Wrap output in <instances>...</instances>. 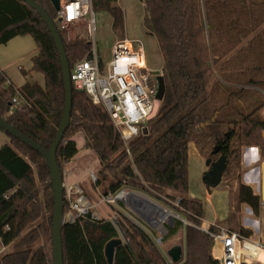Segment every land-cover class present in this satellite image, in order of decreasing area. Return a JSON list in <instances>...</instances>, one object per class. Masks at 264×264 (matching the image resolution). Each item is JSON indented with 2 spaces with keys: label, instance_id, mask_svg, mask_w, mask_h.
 <instances>
[{
  "label": "trees",
  "instance_id": "trees-1",
  "mask_svg": "<svg viewBox=\"0 0 264 264\" xmlns=\"http://www.w3.org/2000/svg\"><path fill=\"white\" fill-rule=\"evenodd\" d=\"M35 1L55 22L72 69L90 53V42L67 41L51 0ZM93 1L96 12L106 11L114 0ZM145 6V26L157 39L164 63V95L149 135L130 143L129 158L109 115L73 85L71 120L58 148V162L63 173L64 163L78 153L73 137L81 134L84 148L96 153L100 174L112 177L107 195H117L126 186L158 200L162 194L179 195L177 210L192 223L185 227V258L180 264H220L213 256V238L196 227L204 220L203 203L187 197L188 145L194 142L213 160L218 155L212 151L220 146L236 168L241 167L244 147L259 148L264 157V0H145ZM108 11L113 30L121 34L122 10ZM22 36H32L38 46L32 69L44 82L18 88L0 70V117L49 149L65 105L60 56L37 11L22 0H0V45ZM6 134L11 143L0 147V248L13 247L0 255V264H54L48 164L30 146ZM236 194L237 203L259 217L261 197L241 180ZM69 211L64 194V216ZM119 217L114 223L89 214L67 222L62 228L64 264H110L106 248L120 235L124 240L115 245L113 264H170L144 229ZM220 229L209 227L211 233ZM229 230L254 235L239 221Z\"/></svg>",
  "mask_w": 264,
  "mask_h": 264
},
{
  "label": "rangeland",
  "instance_id": "rangeland-1",
  "mask_svg": "<svg viewBox=\"0 0 264 264\" xmlns=\"http://www.w3.org/2000/svg\"><path fill=\"white\" fill-rule=\"evenodd\" d=\"M93 5L94 1L92 0L91 10L95 18L94 36L100 58L104 62L111 60L112 48L117 39L126 37L130 40H139L142 42L144 48L145 62L148 69L156 71V73L162 76L164 63L157 39L145 26V22L147 21L145 0H114L106 5V11L96 12ZM113 7L120 8L123 13L124 21L121 30H119L121 34L116 33L112 28L113 17L108 10ZM63 37L67 41L89 40L87 24L75 26L63 33ZM37 52L38 46L32 36L16 37L7 44L0 45V70H4L12 83L18 88L22 87L27 82L43 84L44 78L42 74L32 69L33 64L31 59ZM213 83L214 80H211V84ZM261 94L264 96L263 91H261ZM261 113L264 114V109ZM75 136H77V134ZM9 138L10 137L6 133L0 131V147L6 145V143L8 144ZM78 143L81 149L80 153L76 156L75 160L72 161L73 165L70 164V166L75 175H77L79 187L84 190L88 201L91 203L93 214L97 215L99 218L111 221L117 218L119 219V215L126 216L146 230L157 244L167 262L171 264V260L167 257L169 250L174 246L184 245L185 247V227L187 225H192V223L188 222L180 211L177 210L179 206V195L169 193L171 195L168 197V195L162 194L161 200H158L145 192L132 189L130 186L124 187L120 192H132L134 195L138 196V198L151 203L156 209V211L151 212L149 216L142 214L139 207L135 206L136 203L130 202L131 196L129 197V195H127L124 196L122 200H116L115 198L120 192L117 195L112 193L107 195L106 192L109 189L112 177L108 176V179H104L100 174L102 168L96 153L90 149H83L80 141ZM205 156L206 159L203 162L191 151L189 159V192L187 197L200 200L203 203L205 211L203 223L200 226H196L197 229L202 232H204V230L210 231L209 227L214 224L218 227L223 226L225 228L227 226L236 225L238 221L243 225L244 222L249 223L250 220L262 221V226L264 228V209L261 208L258 217L255 216L253 212L252 214L250 213L251 209L247 205H240L237 203L236 190L238 183L240 180L242 182V178L244 179V177L249 174V169H246L244 173V167L242 165L236 168L233 164H229L230 166L224 173L221 184L216 188L208 189L203 183V176L205 172L208 171L206 161L210 156L208 153H205ZM218 157L220 156L218 155ZM263 161L264 157L262 158V162ZM206 168L207 170H205ZM91 173H93L98 180L96 183L91 178ZM253 187L256 188L257 186L253 185ZM207 195L208 197L210 196L209 199ZM108 196H112V200L110 202L104 201ZM229 202L230 204H228ZM160 212L165 213L164 219L161 218ZM65 220L67 221L68 219L65 218ZM178 221L181 222L177 225L176 223ZM251 230L253 229L251 228ZM253 232L256 238L259 233L256 231ZM123 240V236L120 235L118 240L113 241L112 244L116 245V243L123 242ZM6 247L7 246H5V249L0 255L11 251L13 245L8 248ZM212 252L213 256L216 255V257H218L217 253L214 254L213 247Z\"/></svg>",
  "mask_w": 264,
  "mask_h": 264
},
{
  "label": "built area",
  "instance_id": "built-area-1",
  "mask_svg": "<svg viewBox=\"0 0 264 264\" xmlns=\"http://www.w3.org/2000/svg\"><path fill=\"white\" fill-rule=\"evenodd\" d=\"M91 7L92 0H60V10L56 12L62 34L77 25L87 24L88 27L91 51L75 63L71 69V81L109 115L121 136L127 155L132 159L130 143L136 138L149 135L150 121L156 116L161 104L157 99L158 78H155L161 75L148 69L142 42L126 37L116 40L111 60L104 62L100 58L94 36L95 18ZM14 102L18 104L17 100ZM90 175L96 183L95 175ZM124 193L120 192L115 199L122 200L120 197ZM64 194L70 208L65 216L67 222H74L76 218L89 214L93 219H99L93 214L91 203L81 187L64 182ZM111 200L112 196H108L104 201ZM261 208L264 209L262 201ZM204 232L213 238L214 254L218 255L214 257L220 264H264V237H245L226 228H221L217 233L208 230ZM4 249L5 246H2L0 253Z\"/></svg>",
  "mask_w": 264,
  "mask_h": 264
},
{
  "label": "water",
  "instance_id": "water-1",
  "mask_svg": "<svg viewBox=\"0 0 264 264\" xmlns=\"http://www.w3.org/2000/svg\"><path fill=\"white\" fill-rule=\"evenodd\" d=\"M27 3L32 9L37 11L39 16L43 19L47 25L52 38L55 42L56 48L58 50L63 78H64V88H65V105L63 116L57 130V133L52 141L49 149H45L37 144L35 141L25 136L11 126L7 121L0 117V127L9 135L15 139L20 140L24 144L30 146L34 151L38 152L47 162L50 170V179L53 189V219L51 228V241H52V252H53V263L54 264H64L63 259V240H62V228L67 223L64 216V175L62 173L61 167L58 162L57 152L58 148L63 142L65 133L70 125L72 108H73V83L71 81V69L68 63V59L65 52V47L63 40L61 38L60 32L57 29L55 22L51 19L46 11L35 0H22ZM51 3L56 11L60 10V0H51ZM159 90L157 99L162 100L164 95V79L162 76L158 77ZM221 147L217 146L213 149L212 154H220ZM229 160L224 154H220V157L216 161H212L209 158L206 161V167L208 171L205 172L203 176V183L208 189L218 187L223 179V175L228 169ZM262 202H264V162L261 171V194ZM130 209V208H129ZM133 209V207H132ZM249 209V208H248ZM131 210V209H130ZM250 210V209H249ZM115 223V221H114ZM106 255L108 262L113 264L115 255V245L110 243L106 248ZM167 257L171 260V264H180L185 258V247L174 246L169 250Z\"/></svg>",
  "mask_w": 264,
  "mask_h": 264
},
{
  "label": "crops",
  "instance_id": "crops-1",
  "mask_svg": "<svg viewBox=\"0 0 264 264\" xmlns=\"http://www.w3.org/2000/svg\"><path fill=\"white\" fill-rule=\"evenodd\" d=\"M73 140L77 144V148H78L77 155H78L81 150L79 147V143H78L79 141L83 149H85L84 148V138L81 134H77V136L73 137ZM10 143H11V138H9V141H8V144ZM191 151L198 157V159L204 162V160L206 159L205 153L200 151V149L196 146L194 142H190L188 145L189 159H190ZM76 156L73 159H71L69 162L64 163V169H63L64 182L68 185H73V186H79L78 179L76 177L77 175H75L72 167L70 166V164L73 165L72 161L75 160ZM262 158L263 157L261 155V151L257 147H244L242 149L241 165L244 167V173L246 172V169H249V174L246 177H244V179L242 178V182L246 185H249L253 189L254 193L258 196H260L261 194V171H262V165L264 162V161L262 162ZM205 170H207V168ZM253 185H256L257 187L254 188ZM209 198L210 196L208 197V199ZM228 204H230V202ZM212 223H215V222H212ZM243 226L252 228L253 231L258 232L259 235L256 238L264 237V228L262 226V221L259 222L256 220L255 221L250 220L249 223L244 222ZM221 228H224V227L222 226ZM225 228L229 229L230 226L229 227L227 226ZM253 236H255V234ZM8 247L9 246H7L6 248Z\"/></svg>",
  "mask_w": 264,
  "mask_h": 264
},
{
  "label": "bare ground",
  "instance_id": "bare-ground-1",
  "mask_svg": "<svg viewBox=\"0 0 264 264\" xmlns=\"http://www.w3.org/2000/svg\"><path fill=\"white\" fill-rule=\"evenodd\" d=\"M127 195H129V197L131 196L130 197V202L136 203L135 206L139 207V210L142 212V214H145V215L149 216V214H151V212H155L156 211V209L153 207V205L151 203L146 202V200H144V199L138 198V196H136L134 194H126V193H124L120 198L122 199L124 196H127ZM160 215H161V218H163V219L165 218V213L164 212H160ZM169 223H171V222H169Z\"/></svg>",
  "mask_w": 264,
  "mask_h": 264
},
{
  "label": "flooded vegetation",
  "instance_id": "flooded-vegetation-1",
  "mask_svg": "<svg viewBox=\"0 0 264 264\" xmlns=\"http://www.w3.org/2000/svg\"><path fill=\"white\" fill-rule=\"evenodd\" d=\"M154 76V75H153ZM155 78H158L157 76H155ZM221 154V153H220ZM220 154H217V155H219L220 156ZM219 158V157H218ZM218 158L217 159H215V160H213L212 159V161H216V160H218ZM209 159V158H208Z\"/></svg>",
  "mask_w": 264,
  "mask_h": 264
}]
</instances>
